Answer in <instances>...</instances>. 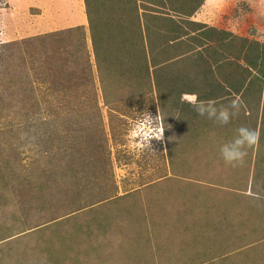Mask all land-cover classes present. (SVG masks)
<instances>
[{
    "label": "rangeland",
    "instance_id": "374dc122",
    "mask_svg": "<svg viewBox=\"0 0 264 264\" xmlns=\"http://www.w3.org/2000/svg\"><path fill=\"white\" fill-rule=\"evenodd\" d=\"M122 1L101 13L89 4L93 38L88 21L33 31L43 14L23 13L25 30L0 39V264H264V172L249 189L251 169L238 165L230 198L216 186L233 169L220 146L242 125L260 134L245 158L264 164L254 91L259 79L264 87V0H203L191 13ZM116 23L136 47L125 48ZM206 28L214 35L195 39ZM246 41L259 47L249 72L234 52ZM241 79L253 83L246 96L234 90ZM179 91L218 105L239 96L246 107L219 125L183 94L172 107ZM157 111L164 141L133 147V124Z\"/></svg>",
    "mask_w": 264,
    "mask_h": 264
},
{
    "label": "crops",
    "instance_id": "0c3cea01",
    "mask_svg": "<svg viewBox=\"0 0 264 264\" xmlns=\"http://www.w3.org/2000/svg\"><path fill=\"white\" fill-rule=\"evenodd\" d=\"M135 3H136V7H140L148 11L150 10V13H152V8H149V6H151L150 2L146 0H136ZM155 7H158V6H155ZM23 13L24 14L25 13H39L40 15L43 14V17H41L38 22L34 20L33 23H31L30 25H27L28 29L33 30V31H40V30L51 31V30L58 29V28L60 29V28H66L70 26L83 25L85 23L87 24V16L85 14L86 7H85L84 0H7V4H5L4 6H0V22H2L0 24V39L2 38V36H5L6 38H8L9 36L8 28H10V32H14V28H15L16 34H19L17 25H18V21L20 20V18L23 17L24 15ZM44 17L45 18L47 17V18L45 19ZM18 26H21L22 32L23 30H25L24 29L25 27L23 24L22 25L20 24ZM186 93H193V92H186ZM217 102L219 103V101ZM186 104L191 106L188 103ZM259 119L260 118H258V120ZM259 121H260V124L263 125V116H261V119ZM258 126H259V123L257 124V127ZM247 150L249 153L250 147L247 148ZM262 150H264V144H261L258 146V154L260 151L262 154ZM250 156L252 159L248 160V157H249L248 155V157L245 158L244 163L242 164L244 165L245 163H247L244 166L250 167L251 169L250 175L245 176L246 182L238 181L239 179H242V175L240 174V172L233 173L234 170L239 169V167L236 166V167H233V169L227 170L225 172V175H223L224 178L222 180V184L216 185L218 187H222L221 190L224 192L222 194V197L225 198V196H227L230 198L231 197L230 193L236 189V188H233L231 185H234L237 187L238 182L245 183L242 185H246V186L248 185L247 187H249L250 189L252 187V181H253L252 178L254 176L260 177L262 172H264L263 171L264 164L263 165L258 164V159L261 158L260 155L256 156L255 154L254 158H253V155H250ZM249 162L251 163V165L249 164ZM253 164L255 165V167ZM243 167H241L240 169H242ZM212 171L216 172L214 168H212ZM254 172H256L255 175L253 174ZM227 174H231V175H228L229 178H227ZM230 179L232 180L234 179V181H237V182H231ZM221 190H219L218 192H220ZM241 196H243L242 193H241ZM220 204H223V203L221 202ZM215 209L218 210L220 208L215 207ZM211 210H213V208Z\"/></svg>",
    "mask_w": 264,
    "mask_h": 264
},
{
    "label": "clouds",
    "instance_id": "9594fccd",
    "mask_svg": "<svg viewBox=\"0 0 264 264\" xmlns=\"http://www.w3.org/2000/svg\"><path fill=\"white\" fill-rule=\"evenodd\" d=\"M183 98L188 102L199 116L214 120L219 125H227L237 117L241 110L246 107L239 96H235L228 104H217L214 99L202 100L198 93H184ZM164 116L160 111L155 117L144 112L142 118L137 120L131 130L130 136L133 140V147L152 149L151 141H164ZM236 136L231 141L220 146L222 160L233 167L242 165L247 156V148L259 142V132L248 126H240L236 129Z\"/></svg>",
    "mask_w": 264,
    "mask_h": 264
},
{
    "label": "trees",
    "instance_id": "16d2710c",
    "mask_svg": "<svg viewBox=\"0 0 264 264\" xmlns=\"http://www.w3.org/2000/svg\"><path fill=\"white\" fill-rule=\"evenodd\" d=\"M98 1V3H94V1L93 0H84V3H85V7H86V13H87V21H88V24H89V27H90V30H91V33H92V38H93V33H99L100 32V29H97V28H95L93 25L95 24L93 21L95 20V16L93 15V13H92V9H90L89 8V4H91V3H93L94 5H95V7H96V9H98L97 11V13H101V12H103V11H105L108 7H107V4L111 1V0H97ZM129 0H127V2H126V0H123L121 3H123V4H128L129 2H128ZM146 1H148V2H150V5L151 6H149V8H152V10L153 9H156V8H158V9H161V8H165L166 7V9H168V8H173V10H176V11H179V12H185V13H191V12H193V11H195L196 10V8H197V6H199L200 4H202V2H203V0H146ZM135 2V1H134ZM135 4V7H134V10H135V8H136V3H134ZM109 5V4H108ZM155 6H158V7H155ZM116 8H117V6H116ZM94 11V10H93ZM156 12H158V10L156 11ZM178 12V13H179ZM128 13H130V12H128ZM127 13V14H128ZM118 22H120V19H119V21ZM123 25V24H122ZM107 26H109V24L107 25ZM116 26H117V30H116V32H118L119 31V29L121 28V23L119 24V23H116ZM93 27L95 28V29H93ZM206 29H208V28H206ZM213 30H215V29H212V28H209L208 30H206V31H202V34L200 35V37H195V39H199L200 40V38H201V36H210V37H212L213 35H214V33H215V31L214 32H212ZM102 32V31H101ZM178 32V31H177ZM119 33V32H118ZM131 33V31L130 32H126V34H122V33H119L120 34V36H119V38H121L120 40H123V41H121L123 44H125L124 46H125V48L126 49H130V48H133V47H136L137 46V43L135 42V40L133 41L132 39H130V37L128 36L129 34ZM136 33V32H135ZM165 34V33H164ZM126 35V36H125ZM176 35H178V34H176ZM141 36H143V35H141ZM176 39V36L175 35H172L171 36V39ZM137 42H138V46H139V41L137 40ZM219 45V44H218ZM256 45H258V43H252V42H248L247 43V41L246 42H243V44L241 45V47L240 48H238V49H235L234 50V52H235V54H239V56H240V54L242 53V55H243V57H242V60L244 61V65H241V66H243L241 69H243L244 71H247V72H249L248 70H251V69H254V68H256V66H257V63H256V61H254L253 59H251V56H250V54H251V50L253 49V48H259V47H257ZM229 47L231 46V45H228ZM167 47L170 49V48H172L173 46L172 45H167ZM224 51H226V49H224ZM167 52V51H166ZM196 55L193 57L194 59H193V61H194V63H195V66H197V67H199V68H201V66H200V64H202L201 63V61H199L200 60V57H198L197 55H198V52L197 53H195ZM173 55V54H172ZM193 56V55H192ZM211 56H212V59L215 61V62H217V63H219L220 61H222V59H224L225 58V55H224V53L222 54V52H220V53H211ZM254 57H257V55L256 56H254ZM192 58V57H191ZM261 70V69H260ZM160 75H158V77H157V79H155V81L156 82H158V88L160 89L159 91H161V85H160V83H159V81L161 82L162 80H164L167 76L166 75H164V74H162V73H159ZM175 78H173V80H175V81H177L178 80V77L179 76H177V74L174 76ZM255 78V77H254ZM154 79V78H153ZM251 81H252V79H250ZM249 81V80H248ZM250 81V82H251ZM245 80L244 79H241L240 81H237L234 85H236L237 87L234 89L236 92H238V91H240V90H242V92H241V94L243 93V92H245V96H246V93H249L250 94V87L251 86H253V83L252 84H248V86L245 84ZM249 82V83H250ZM259 86H258V88H256L254 91H256V98H258V99H260L262 96H263V98H264V87H263V80L261 81L260 79H259ZM155 83V82H154ZM251 85V86H250ZM243 87V88H242ZM247 88V89H246ZM248 88H250V89H248ZM246 89V90H245ZM181 90V89H180ZM218 89H216V90H213L214 91V94H215V96H219L221 93H219V91H217ZM245 90V91H244ZM253 90V89H252ZM187 91H182V92H177L176 93V95H175V97L173 98V99H171V105H172V107H177L178 105V102L180 101L179 99L181 98V95L183 94V93H186ZM181 93V94H180ZM165 94H166V92H165ZM211 94H213V93H211ZM213 94V95H214ZM213 95H212V97H213ZM244 99H245V97H244ZM179 100V101H178ZM246 101H247V99H245ZM248 102H250V101H248ZM247 103V102H246ZM261 123H262V121H261Z\"/></svg>",
    "mask_w": 264,
    "mask_h": 264
}]
</instances>
